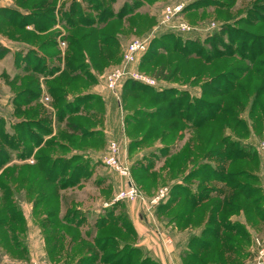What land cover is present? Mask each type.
<instances>
[{"label":"rangeland","instance_id":"rangeland-1","mask_svg":"<svg viewBox=\"0 0 264 264\" xmlns=\"http://www.w3.org/2000/svg\"><path fill=\"white\" fill-rule=\"evenodd\" d=\"M181 4L185 8L189 5L192 7L180 13L175 22L190 25L194 30L190 36L179 32L176 23L162 25L165 9ZM104 8L115 18L122 15V20L110 22V26L108 24L103 32H99L95 40L90 38L84 41L82 38L85 34L96 32L99 25L106 23L107 19L102 18ZM23 13L39 16V20H36L39 25L36 27L30 22L22 26L25 19L19 15ZM105 16L107 18L108 15ZM83 21L92 25H83ZM225 29L228 32L223 33ZM232 29H236L237 33L230 36ZM163 31L181 36L183 44L184 39L190 37V40H197L199 47L206 51L217 49L221 53L235 55L216 61L207 69L195 59V55L189 60L185 57L180 62L178 54L171 55L176 40L161 42L163 48L160 47V41L155 40L161 39ZM216 33L222 38V45L207 42L206 39ZM148 36L151 38L144 55L147 51L148 54L155 53L156 62L146 63L147 58L144 59L142 55L131 70L154 79L157 82L155 90L161 87L178 92L165 102H160L162 98L157 99L154 93L134 92L132 83L125 85L127 81L133 82L130 79L122 82L116 93L106 86L105 77L122 65L127 46L136 39ZM262 36L264 0H0V129L3 132L10 131L15 136L11 148L4 143L0 145V150L8 158L0 170V210L4 203L11 202L4 200L3 195L6 194L11 196L16 205L14 209H19L21 213L18 222L12 223L10 213L0 211V219L7 220L6 226L0 227V233L4 234L10 227L15 233H6L5 242L10 243L9 248L4 244L0 246V264H75L77 258L83 255H89L99 263L109 257L113 263L120 260L124 264L130 261L131 264L156 263L158 245L174 243L175 237L179 235L181 229L175 228L171 217L184 205L186 193L204 191L210 202L206 206L208 209L218 203L217 193L220 189L226 192L225 201L232 200L235 195H239L240 199L241 196L244 199L245 195H250L252 199L247 203L241 199V204H244L241 209L256 210L263 217ZM164 46H168L167 50ZM170 57L171 62L168 61L169 66L165 69L171 66L173 70L177 66L179 71L171 79L157 78L153 71ZM235 66H250L252 71L260 68L262 77L249 73L240 83L234 81L233 76L223 79L221 91L226 88V84L244 87V91L237 89L224 96V109L233 110L232 116H221L224 123H221L220 117L219 122L209 123L196 132L174 120L160 122L158 115L174 97L188 93V104L194 98L201 97L202 87L218 89L219 86L210 83L212 79L218 73L227 74ZM202 69L205 70L204 75L198 76L196 73ZM74 73L78 76L69 78ZM64 80L70 83L69 93L53 94L52 89ZM254 98H257L256 105H252ZM107 99L112 100L114 105L110 113H114V118L120 122V135L112 141H107L102 135L107 116ZM203 99L210 103L220 100L212 97ZM194 105L197 107L195 115L205 111L198 107L196 100ZM62 107H66L68 113L61 114ZM75 108H79L82 115L72 113ZM89 108L95 118L90 119L85 114ZM68 121L80 122L82 126L73 131ZM21 122L24 125L20 131L14 129ZM88 127L97 128V131L88 136ZM163 131L168 137L162 139L160 135ZM34 137L38 142L32 141ZM54 141L57 142L51 146L50 143ZM189 141L196 145V150L200 147V153L198 151L191 162L187 161L188 166L183 173L174 177L171 157L180 155ZM112 142L119 143L121 159L129 167L132 182L143 195V201L116 200L118 192L127 187V179L103 162ZM63 144L67 147L61 148ZM240 150L243 154L247 153L248 158L252 155L253 160L222 162L221 156L217 154L222 152L226 157L228 151L235 154ZM41 154L48 155L53 163H57L61 170L58 173H62L61 181L70 177L75 167H78L77 185L63 191L56 190L54 185L46 182V176L39 178V166L36 163ZM20 156L25 159H20ZM66 164L70 165L68 169L64 168ZM137 167L151 168V172L142 174L136 170ZM195 168L201 169L204 175L201 177L193 173L189 176L188 173ZM217 175L227 177L228 183L218 182L215 178ZM232 183L239 187V192H235V185L229 186ZM175 184L178 190L171 195V188ZM163 189H167L166 198L158 204H152V200ZM41 190L48 195L58 196V201L54 197L48 203L42 198L39 201ZM36 199L38 202H34ZM177 200L180 204H176ZM55 205L59 207L58 216L51 213ZM132 210H135L134 216L129 214ZM70 211L73 214L70 215ZM68 213L85 237L75 245V249L66 251L68 257L50 258L45 239L46 234L53 229L50 223L58 222L60 227H65L61 224L62 218ZM123 214L127 217L121 223H116ZM104 217L118 225V229L111 226V233L116 234L117 238L106 237L105 233L108 232L98 228L104 222ZM227 221L225 219L226 224ZM249 221L254 229H258L256 219L249 218ZM135 222L142 226L141 229L137 230ZM65 231L70 237L66 227ZM93 237L95 242L90 243ZM100 238L105 239L97 245ZM66 241L68 238L62 243ZM78 247L80 253L76 250ZM57 253L55 251L53 255Z\"/></svg>","mask_w":264,"mask_h":264},{"label":"trees","instance_id":"trees-1","mask_svg":"<svg viewBox=\"0 0 264 264\" xmlns=\"http://www.w3.org/2000/svg\"><path fill=\"white\" fill-rule=\"evenodd\" d=\"M191 7L192 6L189 5L187 8H191ZM187 8H185V10H187ZM106 14L108 15L107 18L105 16ZM19 16H21V17L24 16L23 18L25 19V22L22 26H25V25L29 24L30 22H33L36 27H37V25H39L38 22L36 21V20H39V18H40L39 16L35 15V17H33V15L26 14V13L20 14ZM102 18L107 19V20H105L106 23L99 25L96 32H92L90 34H85L84 37L82 38L84 41L88 40L90 38L95 40L96 35L101 31L103 32L108 27V24L110 22H111L110 24H112V21H114V20L120 22L122 20V15L115 18V17H113L112 13H109L107 11V9L104 8ZM87 23H89V22H87ZM87 23L84 22L83 25H87V26L92 25V23L91 24H87ZM110 24H109V26H110ZM220 28L223 29L224 27H220ZM40 30L42 31L43 28H40ZM226 32H228L227 29H225L223 33H226ZM234 33L235 34L237 33L236 29L235 30L232 29V33H230V36H232ZM160 35H162V36L160 37ZM160 35L157 37H160L161 39H155L157 41H160V47L163 46L162 43L165 40L167 42H172V40H176L174 43V48L171 49V51H172L171 55L175 54V53L178 54L180 62H181V60H184L185 57L187 60H189L190 58H192V55H195V59L202 62L204 69L212 67L216 61L217 62L223 61V60H226L225 57L232 58L235 55L234 53H229V54L221 53L217 49H214L213 51H206L204 48L199 47V42L197 40H193V39L190 40V37H187V39H184L185 43L183 44L182 37L181 36H175L171 32H169V33L164 32L163 34L161 33ZM187 36H190V34H188ZM82 39H81V41H82ZM261 39L264 40V36H262ZM206 40L209 44L212 42L213 45H216V44L222 45L223 44L222 38L220 37L219 33H216L213 37H208ZM164 48L167 50L168 46H166V47L164 46ZM252 48H253L252 50H254L255 45H253ZM148 52L149 51H147V53L144 55V59L147 58L146 63H147V61L153 62V63L156 62V59H157L156 54L155 53H152V54L149 53L148 54ZM263 53L264 52H261V50H260V54H263ZM167 57H169V56H167ZM171 58L172 57H170L169 59H165L160 66L156 67V71H153L157 78H159V79H166V78L171 79V78L175 77L176 73L179 71V68L177 66H175L173 70H172L171 66L169 69H167V70L165 69V67L168 68L169 65H167V64H168V61L171 62ZM252 62H254V59L251 60V64H252ZM253 65H254V63H253ZM251 68L252 67H250V66H248V67H237V66H235V69L229 70V72H227V74L221 72V73H218V75H216L212 79V81L210 83L212 85L219 86L218 89H212L211 87L209 88V87H205V86L202 87L201 97L200 98H194L198 104V107H202L203 110H205V111H202V113H200V114L195 115V113L197 111V107H194L195 106L194 105L195 100L193 99V101H190L187 104V101H188L187 98L189 97V94L188 93H180L179 95L174 97L170 101L168 107H166L164 109V111H162L158 115L160 122L164 123L166 121H171V120L173 121L174 120V121H177L179 123H182V124L188 126L190 128V131L196 130V132H198V131L200 132L202 129H204L207 126V124L213 123L216 121L219 122L221 116L222 117L232 116L233 110L230 108L224 109V106H223L224 103L222 100L225 98L224 96L230 95L234 91H237V89L239 91H241V90L244 91V87H242L241 85L235 86L233 84V86H230V85L226 84V88L223 91H221L220 86L223 84V79H225L226 77H230V76H233L234 81L236 80L239 83L242 81V78L249 73H254V74L262 77L260 68L256 69V71H252ZM204 69L198 71L196 74L198 76L204 75V71H205ZM168 75H170V76H168ZM76 76H78V74L74 73L69 78H74ZM223 76H225V77H223ZM235 76H237V77H235ZM262 78H264V76ZM48 81L50 82V80H48ZM129 83H132V85H133L132 89L134 92H139L142 94L154 93V95L156 96L157 99L162 98L161 100H159L160 102H165L166 100H169L170 96L178 93L175 90L169 91L168 89H163L161 87H157L158 89L155 90V87L143 85V84L135 82V81H133V82L127 81V83L125 85H128ZM69 85H70L69 81L64 80L62 82V84H59L57 87L55 86L54 89H52V91H53L52 93L53 94H55V93L60 94L61 93V95L64 93L67 94L70 91ZM262 88L264 89V86H262ZM202 96H203V98L204 97H212V98H219L220 100L210 103V102L204 100L202 98ZM256 99L257 98H254L252 105H256L258 103ZM185 106H187L186 110L184 108ZM60 112H61V114L64 112L68 113L66 107H62L60 109ZM69 112L71 113L72 111H69ZM74 112L76 113V115H82L81 114L82 112L80 111L79 108H75L72 113H74ZM85 114H88V116H90V119H91V117L95 118L94 115L90 114V108L86 109ZM222 117H221V123L222 122L224 123L225 120ZM93 122L96 123V121H93ZM23 125H24V123H22V122L17 123L16 126L14 127V129H17V131H20V128ZM68 126L71 130L77 131L82 126V123L76 122V121L75 122L70 121V124L68 123ZM88 128H89L88 129L89 131H87V133H86V134H88V136L93 134V132H96L93 129V127H88ZM164 131H163V133L161 132L162 134L160 135L162 137V139L168 137V135L165 134L166 131L165 132ZM26 133H29V132H26ZM180 133H181V131H180ZM178 136H180V135H178ZM172 137L173 136L171 135V138ZM14 141H15L14 133H11L10 131L3 132L0 129V145H2V143H4L11 148ZM32 141L34 143L38 142L35 137L32 139ZM56 142L57 141L51 142L50 145L53 146ZM60 147L65 148V147H67V145L63 144L62 146L60 145ZM199 150H200V147L198 150H196V145H194L192 143V141H189L188 144L185 145L184 148L181 150L180 155L171 157L170 165L173 164L172 170H173V173L175 175L174 177H177V175L179 176L181 173L184 172V170L187 169V166H188L187 161L191 162L192 159H194L198 155L197 153ZM199 153H200V151H199ZM217 154L219 157L221 156L222 162L223 161H227V162L237 161L238 162V161L247 160V159L250 161L253 160L252 155H251V157L248 158L247 153L243 154L242 150L238 151L235 154L233 151H231V152L228 151L226 157L223 156L224 153H222V152H219ZM20 159L24 160L25 157L20 156ZM7 160H8V158H7L6 154L0 150V170H2L3 167L6 165ZM177 163H178V165L176 166ZM49 164H51V165L48 168H46V166ZM36 166H39V168L37 167L38 168L37 170L39 171L38 177L41 178L42 176H44V177L46 176V182H49L50 184L54 185L55 186L54 189H56V190H62L63 191V190L73 188L79 182L78 177H77V174L79 171L78 167H75L76 170L72 173V175L70 177L65 179V181H63V180L61 181L60 178H61L62 173L61 172H60V174L58 173V171L60 169L58 168L57 163H53L51 157H49L48 155H45V156L42 154L39 155V160L37 161ZM68 166H70V165H67L64 168L68 169ZM206 169H207V166H206ZM15 170L16 169H14V172H15ZM136 170L141 171L142 174H146V173L151 172V168L149 169L146 167H143V168L137 167ZM193 173H196L201 177H202V175H204V173L201 174L202 172H201V169H199V168H195V169L191 170L188 174L190 176V174L192 175ZM12 175L14 176V173ZM13 176H12V178H13ZM185 178H186V176H185ZM215 178L217 179L218 182L228 183L227 182L228 178L223 176V175H221V177H220V175H217ZM233 185H235V183H232L229 186L232 187ZM0 186H2V185L0 184ZM177 187H178L177 184L172 186L171 192H170L171 195L174 194L176 190H178ZM234 188H235L234 189L235 192H239V190H240L239 187H237L235 185ZM185 190L187 191V189H185ZM40 192L41 193L39 195V197H40L39 201L41 200V198L43 200H45V202H47V203L52 201L51 198H53L54 196L48 195L49 193H47L46 191L41 190ZM3 197H4V200L12 202L11 196L5 194V195H3ZM58 198H59L58 196L54 197V199H57V201H58ZM242 198H243V196H241V199ZM241 199H240L239 195H235V197L232 200L225 201L226 200V192L224 190L220 189L217 193L218 203H215V205H212V207L209 209V211L223 210V209L240 211V210H242L241 206L243 207V205H244V204H241L242 200L245 203H247V201L252 199V197H250V195H245L244 199H242V200ZM184 201H185L184 205L181 206L180 208H178L171 217L172 222L174 223V226L177 227L178 229H183V227L186 225L198 224L199 222H196L198 219H192L189 223L186 224L184 222L185 217L189 214V212L191 210L200 209V207L202 209H205L206 208L205 205L207 206L210 203L208 201V197L206 196V193L204 191L196 192L194 194L193 193H186V195L184 197ZM11 202H9L10 204L4 203L5 205L3 204L4 207L0 211L6 212V213L9 212L10 213V217H9L10 221L12 223H16L20 219L21 213H20L19 209H17V210L14 209L16 207V205H14L13 202L11 205ZM34 202H38V200L36 199ZM256 202L257 201H255V204H256ZM176 204H180V202L177 200ZM55 206L56 207L52 208L51 213L54 216H58L59 207H58V205H55ZM167 213H168V211H167ZM71 214H73V212H71L70 215ZM70 215L68 213L67 216L63 217L62 223H61L62 225H65L67 232L70 234V237H68V234L65 231V227H60L58 225V222L52 223L53 222L52 221L50 223L51 227L53 229L49 232V234H46V236H45L46 243L48 244L50 258L52 257L53 259H58V258L64 259V257L67 256V255H65L66 251L73 249L75 247V245H78L80 240L82 242V238L85 237L81 232H79L80 226H78L77 224L75 225L73 223L74 221L70 217ZM126 217H127L126 214L120 215L121 220L116 221V223L117 222L121 223L120 221H122ZM103 219H104V222L98 228L101 229L103 232H108V234L105 233L106 237L113 238L115 236L117 238L116 234L111 233V232H113L111 229V226L115 229H118V225L115 224L110 219H108V217H106V218L104 217ZM0 221H1L0 223H2V224H0V227H2L4 225L6 226V222H7L6 219L2 218V219H0ZM226 221H227V219H226ZM227 222L228 223L226 224L225 219H222V220L220 219V225L227 227V228H231L233 224L229 221H227ZM236 225H238V223H235V227H236ZM12 230H14V229H12L10 227L8 231H4V234L0 233V246H2V244H4L5 246H7L9 248L10 242L9 243L5 242V240L7 239L6 233H11L14 235L15 233ZM45 230L47 231V229H45ZM66 238H68V241H66L65 244L62 243V241L65 240ZM104 239L105 238H100V240H98V243L99 242L102 243ZM14 242H15V239H13L12 243H14ZM91 242H95V238L93 240H90V243ZM100 243L97 245H100ZM79 247H80V245H79ZM79 247L76 250L79 251ZM11 250H13V249H11ZM55 251H57L58 253H57V255L54 256L53 253ZM78 253H80V251ZM84 261H86V262H84ZM56 263H58V262H56ZM131 263H132V261H130L126 264H131ZM75 264H124V263L121 260L118 261V263H113L111 257H109L106 260H104L103 262L99 263L98 260H96L95 258L89 257V255H83L80 258H77ZM141 264H145V262L141 263ZM153 264H158V263L156 262Z\"/></svg>","mask_w":264,"mask_h":264},{"label":"crops","instance_id":"crops-1","mask_svg":"<svg viewBox=\"0 0 264 264\" xmlns=\"http://www.w3.org/2000/svg\"><path fill=\"white\" fill-rule=\"evenodd\" d=\"M106 102L107 116L102 135L107 141H112L120 135V122L114 118V113H110L111 108H114L112 100L107 99ZM115 117L118 118L117 114ZM134 211L129 214L134 216ZM249 218L256 219L258 229L252 227ZM192 219H198L196 222L199 223L186 225L179 230V235L170 247L158 245V264H257L255 239L264 240V216L259 215L256 210L209 211L207 207H200L191 210L184 222L187 224ZM220 219H227L233 224L232 227L220 225ZM235 223H238L236 227ZM135 226L137 230L142 227L137 222Z\"/></svg>","mask_w":264,"mask_h":264},{"label":"built area","instance_id":"built-area-1","mask_svg":"<svg viewBox=\"0 0 264 264\" xmlns=\"http://www.w3.org/2000/svg\"><path fill=\"white\" fill-rule=\"evenodd\" d=\"M185 10V5L181 4L178 6L167 7L164 11V16L162 19V25H169L171 23H176V17ZM176 29L183 34H191L194 30L193 28L185 22H178L175 25ZM151 36H148L144 39H136L132 41L126 48L123 58V63L120 67L112 70L107 76L106 86L108 90L112 93H116L119 89L122 82L126 79L133 80L135 82L141 83L143 85L156 87L157 82L138 72L132 71L131 67L136 64L139 58L144 55L147 50L148 43ZM262 151L264 152V143L261 144ZM103 162L106 166L113 168L120 175L127 179V187L119 191L116 200L118 201H136L144 200L143 195L132 182L130 176V169L125 162L121 159L120 145L117 142H112L109 147L108 153L103 157ZM167 195V189H163L159 194L152 200V204H158L159 201L164 200ZM171 245V242H164V245ZM255 245L257 248V264H264V240L260 238L255 239Z\"/></svg>","mask_w":264,"mask_h":264}]
</instances>
